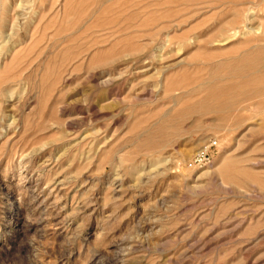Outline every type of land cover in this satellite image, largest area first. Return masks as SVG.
<instances>
[{"label":"rangeland","instance_id":"rangeland-1","mask_svg":"<svg viewBox=\"0 0 264 264\" xmlns=\"http://www.w3.org/2000/svg\"><path fill=\"white\" fill-rule=\"evenodd\" d=\"M27 1L0 3V264H264L242 2Z\"/></svg>","mask_w":264,"mask_h":264},{"label":"bare ground","instance_id":"bare-ground-1","mask_svg":"<svg viewBox=\"0 0 264 264\" xmlns=\"http://www.w3.org/2000/svg\"><path fill=\"white\" fill-rule=\"evenodd\" d=\"M23 0H17V2H19L17 4V7L23 9L22 7H24V4L22 2ZM38 1L40 3L39 6V15L37 17V20L44 23V26H47V18L45 20L44 16L42 13H45V6L47 5V0H29L27 2H35ZM222 1V0H221ZM242 3L238 4V7H235L232 9V11L227 12L230 14L232 20H233V25L232 27L229 29V35L228 36H224L225 38H223V40L226 42L228 39L230 38H234L237 35H250L252 37H248V39L244 38V43L246 45H248V50L247 51H242V53H264V15H257L255 12V7L257 6V4H262L264 2V0H240ZM4 2V0H0V3L2 4ZM26 2V1H25ZM76 3V2H75ZM74 3V4H75ZM80 3V1L78 2ZM76 3V4H78ZM248 4L247 7L244 8V4ZM81 4V3H80ZM4 5V4H2ZM83 5V4H82ZM85 5V4H84ZM237 5V4H236ZM264 5V4H263ZM6 6V4H5ZM71 6V5H70ZM28 7V6H27ZM101 7V6H100ZM8 8V10H7ZM5 11H8V14H10V12L13 11V9H11V7H7ZM13 8V7H12ZM16 7H14L15 9ZM26 8V7H24ZM31 8V7H30ZM71 8V7H70ZM73 8V6H72ZM71 8V9H72ZM75 8V7H74ZM79 8V7H78ZM1 9V8H0ZM41 9H43L41 11ZM70 9V10H71ZM82 9V8H81ZM75 9H72V11ZM102 10V7H101ZM29 11V10H28ZM71 11V12H72ZM80 11V10H79ZM1 12V11H0ZM4 12V11H2ZM36 12V11H35ZM264 12V11H263ZM98 13V12H97ZM226 14V13H225ZM7 15V14H6ZM23 15L22 12H20L17 16L18 19H20V17ZM45 15V14H44ZM7 17V16H6ZM5 16H2L0 14V24H8L9 28L11 29V24L13 22V20L11 21V18ZM23 19V17H21ZM49 18V17H48ZM50 19V18H49ZM24 20V19H23ZM11 21V22H10ZM20 22V21H19ZM230 23V22H229ZM227 25V24H226ZM226 28V27H225ZM6 36V35H5ZM141 36V35H139ZM194 42V41H193ZM196 42V41H195ZM197 43V42H196ZM177 49V48H176ZM246 56V54H244ZM242 57V56H241ZM247 57V56H246ZM240 58V57H239ZM236 59V58H234ZM244 59V58H243ZM240 60V59H239ZM261 60V59H260ZM238 61V60H237ZM236 61V62H237ZM264 61V60H263ZM262 61V63H263ZM249 62V61H247ZM235 62L233 61V64ZM240 63V61H239ZM238 63V65H240ZM232 65V64H231ZM214 108V107H213ZM212 108V109H213ZM211 109V110H212ZM116 176V175H115ZM60 185V184H59ZM57 189V188H56Z\"/></svg>","mask_w":264,"mask_h":264},{"label":"built area","instance_id":"built-area-1","mask_svg":"<svg viewBox=\"0 0 264 264\" xmlns=\"http://www.w3.org/2000/svg\"><path fill=\"white\" fill-rule=\"evenodd\" d=\"M205 149L199 151L192 160V165H202L209 161V157L206 152H204Z\"/></svg>","mask_w":264,"mask_h":264}]
</instances>
